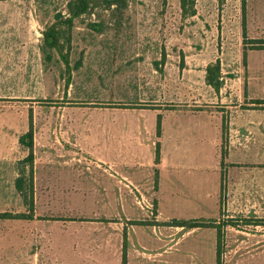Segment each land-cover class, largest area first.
<instances>
[{"label": "rangeland", "instance_id": "rangeland-1", "mask_svg": "<svg viewBox=\"0 0 264 264\" xmlns=\"http://www.w3.org/2000/svg\"><path fill=\"white\" fill-rule=\"evenodd\" d=\"M68 1L0 0V117L16 123L15 136L23 129L33 132L34 154L32 174V165L25 159L28 147L15 141L22 157L16 165L22 189L10 182L0 183V213L8 216L0 218V229L21 231L27 217L37 212L36 222L86 216L96 222L89 227L63 226L61 234L57 229L60 243L83 244L82 234L72 233L77 228H93L97 239L101 230L122 233L127 226L124 215L133 211L142 220L128 223H149L134 229L145 239L143 230L152 233L155 226L159 234L173 219H189L195 206L170 205L165 198L160 205L161 220L155 218L157 205H153L155 214L150 220L146 204L126 208L109 204L120 193H126V198L135 194L137 186L113 179L119 178L120 143L114 134L106 135L111 126L105 121L119 116L154 119L157 110L186 109L179 105L193 100V94L207 102V109H214L219 105L215 94L208 90L205 97L193 88L207 84L210 63L220 58L221 82L230 86L239 70L261 67L264 61L257 55L250 59L247 53L237 56L234 18L239 12L234 8L239 3L235 0H196L194 6L187 5L188 12L196 7L194 15L184 14L180 0H126L124 5H98L78 16L70 27L57 23L60 12L68 16ZM262 1L253 0L247 9L245 3V26L251 9V16L256 15ZM240 7L243 25V3ZM34 19L36 36V28H40V43L35 44L21 36L31 30ZM53 24L59 30L56 47L44 39V32ZM254 35L259 34L254 31ZM251 40L254 42H248L246 51L264 48L263 37ZM191 54L201 56L189 60ZM185 76L191 81L189 87L184 85ZM126 150L133 151L134 146ZM152 181L157 191L158 177ZM57 185L60 195H71L63 200L66 205L57 204L52 197L34 203L36 195L55 194ZM16 215L22 217L14 218ZM227 221L230 223L224 218L222 225ZM222 252L220 264H264L263 251ZM164 256L163 250L157 252L150 264L163 263Z\"/></svg>", "mask_w": 264, "mask_h": 264}, {"label": "crops", "instance_id": "crops-1", "mask_svg": "<svg viewBox=\"0 0 264 264\" xmlns=\"http://www.w3.org/2000/svg\"><path fill=\"white\" fill-rule=\"evenodd\" d=\"M252 1L246 0V9L247 5L250 8ZM235 2L239 3V7L236 4L234 8L239 12V17L236 15L234 18L237 56L247 53L250 59L257 55L264 61V48L246 51L240 7L242 0ZM262 3L256 15L251 16L252 9L249 12L250 17L246 21L248 38H264V1ZM255 24L261 27H254ZM37 25L35 20L30 31L21 33L26 42L40 43V28H36L38 36L35 34ZM254 31L259 35H254ZM221 55L225 56V52L222 51ZM197 56L201 55L191 54L188 59L193 60ZM263 64L243 72L239 70L230 86L222 80V85L216 91L207 84L203 87L193 86L205 97L208 90L215 94L219 105L214 109H207V102L198 99L200 95L193 94V100L179 105L186 109L157 110L154 119L119 116L105 121L111 126L106 130V135L114 134L120 143L119 178L114 176L113 179H117L118 183L128 182L127 186H137L135 194L131 192L132 195L126 198V193H120L118 199L109 201V204L125 208L146 204L149 211L147 218L150 220L155 214L153 205H157L159 212L155 218L161 220L160 205L166 198V203L170 205L195 206L187 220H205L211 224L187 227L174 223L178 219H173V223L160 226L163 231L159 234L155 226L153 228L156 230H152V233L143 230V239L134 229L149 223H128L132 219L142 220L131 211L124 215L127 226L122 233V230H101L97 231V239L93 228H77L73 235L81 233V238L86 242L67 245L58 239L63 226L71 228L76 224L78 227H89L96 221L84 216L81 220L71 218L36 222L37 212L27 217L21 231L0 229V264H123L124 254L127 264H150L153 262L150 260L155 259V254L161 250L166 258L164 256L160 264H217L219 228L223 234L221 252H264ZM188 71L190 73L191 70ZM253 77L259 78L251 79ZM185 82L184 85L189 87L191 81L186 79ZM194 106L198 109L192 108ZM24 123L23 119L22 125ZM27 124L30 125L29 120ZM15 125L13 120L0 117V183L10 182L12 186L18 178L17 162L22 158L15 149V141L20 143L21 135L26 132L23 129L22 134L15 136ZM127 146H134V150L127 151ZM121 156L125 158L121 160ZM155 177L160 182L157 191H154L152 181ZM56 191L53 195H36L34 203L39 205L43 203V197H52L57 204L66 205L63 200L70 199L71 195H60L59 185ZM224 218L230 219V223L227 221L222 225ZM123 225L121 223V227ZM161 244L162 248L159 247Z\"/></svg>", "mask_w": 264, "mask_h": 264}, {"label": "trees", "instance_id": "trees-1", "mask_svg": "<svg viewBox=\"0 0 264 264\" xmlns=\"http://www.w3.org/2000/svg\"><path fill=\"white\" fill-rule=\"evenodd\" d=\"M181 2V8L184 12V14H188L190 13L191 15L196 14V7L193 8V10L191 12H188L187 10V5L190 3L193 6L196 3V0H180ZM126 3V0H69L67 2V13L68 16L64 17L63 14L60 12L59 14H57V19H59L57 23H62V24H66L67 26H72L74 20L83 14L89 13L91 12L96 6L98 5H104L105 7H111L112 5L115 4H120V5H124ZM243 3V13H244V20H243V36H244V43L245 45L248 44V42H254L251 39L247 38V34H246V26H245V3L246 0H242ZM63 16V20H61V17ZM59 34V30L57 29L56 24H53L52 26H49L48 30L44 32V39L45 42L48 43L49 46L51 47H56V39L58 37ZM207 75H206V80H207V84L211 85L212 87H215L216 90H218L222 84L221 82V60L220 58H218L214 63H210L207 68ZM160 121H161V116H158V125H160ZM20 143L26 147H28L29 149V154L27 155V157H25L26 160L30 161V164L32 165V169L31 172L33 174V163H34V154H33V132L29 131L25 134H23L20 137ZM16 186L18 189H22L21 187V183L20 181L17 179L16 180ZM31 186H33L31 184ZM8 216H6V213H0V218H7ZM14 218H19L22 217L21 215H16L13 216ZM174 223L178 224V225H182V226H187V227H196V226H207L211 223L205 221V220H177ZM222 230L221 228L218 229V242H219V247H218V252H217V262L218 264L221 263V256H222V252H221V242H222ZM123 264H127V259H126V255L124 254L123 257Z\"/></svg>", "mask_w": 264, "mask_h": 264}]
</instances>
